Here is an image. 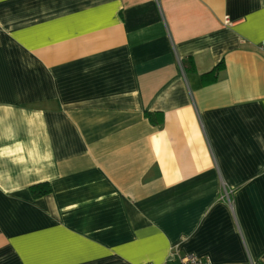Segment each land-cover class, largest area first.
Returning a JSON list of instances; mask_svg holds the SVG:
<instances>
[{"label": "crops", "instance_id": "obj_1", "mask_svg": "<svg viewBox=\"0 0 264 264\" xmlns=\"http://www.w3.org/2000/svg\"><path fill=\"white\" fill-rule=\"evenodd\" d=\"M262 43L264 0H0V264H264Z\"/></svg>", "mask_w": 264, "mask_h": 264}, {"label": "trees", "instance_id": "obj_2", "mask_svg": "<svg viewBox=\"0 0 264 264\" xmlns=\"http://www.w3.org/2000/svg\"><path fill=\"white\" fill-rule=\"evenodd\" d=\"M182 64L185 70L190 71L194 70V63L190 58L182 60ZM223 64L220 63L213 67L210 71L202 74V81L204 83L213 82L217 79L219 71L222 69ZM146 117L154 124L161 125L163 119L161 114H153L150 112H146ZM30 190L35 197L42 196L50 192V186L47 182H42L38 184H34L30 187Z\"/></svg>", "mask_w": 264, "mask_h": 264}, {"label": "built area", "instance_id": "obj_3", "mask_svg": "<svg viewBox=\"0 0 264 264\" xmlns=\"http://www.w3.org/2000/svg\"><path fill=\"white\" fill-rule=\"evenodd\" d=\"M260 49L264 50V43L260 45ZM143 264H154L152 262H146ZM160 264H213L210 258L206 255H196V254H183L178 257V261L176 263H171L165 261Z\"/></svg>", "mask_w": 264, "mask_h": 264}]
</instances>
